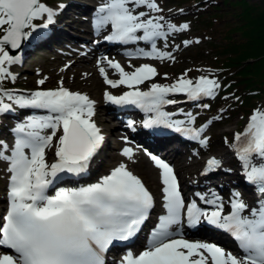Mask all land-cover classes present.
<instances>
[{"label":"snow or ice","instance_id":"snow-or-ice-1","mask_svg":"<svg viewBox=\"0 0 264 264\" xmlns=\"http://www.w3.org/2000/svg\"><path fill=\"white\" fill-rule=\"evenodd\" d=\"M141 7L147 11H137ZM161 11L157 0H104L96 9L94 27L99 34L110 26L105 41L150 43L149 50L136 49L128 53L130 56L175 60L173 53L158 48L156 41L167 42L170 34L188 30L190 25L178 26L166 22L163 15H150ZM56 14V9L41 0H0V83L16 78L9 66L18 63L20 57L10 54L9 49H19L39 29H47ZM44 17V23H34ZM45 35L40 33L36 39ZM194 42L199 41H183L185 46ZM97 66L105 84L113 89L127 88L119 95L105 90L107 102L144 111L145 128L163 126L207 146L208 137L203 136L207 124L193 127L195 117L191 113L185 114L186 120H173L175 114L163 109L177 103L169 98L171 94H184L190 101L216 96L221 87L217 78H189L188 69L170 84L151 82L145 90L141 86L158 75L152 64H130L133 70L127 71L119 61L105 56L97 60ZM106 68L115 70L119 78L110 79ZM45 80L38 84L44 85ZM13 105L46 114L28 116L17 123L12 129L15 142L11 147L0 141V160L7 162L8 173L7 207L0 213V264H106L105 254L115 242L131 241L142 230L155 206L153 193L124 162L95 183L55 187L65 175L86 174L104 142L101 129L92 119L95 101L87 94L70 90L63 80L55 88H38L27 94L0 87V114L14 111ZM234 140L232 147L246 179L257 185L264 197V108L253 110ZM49 150L54 153L51 161ZM121 154L131 160L133 149L124 147ZM149 155L160 170L164 211L157 217L144 249L139 254L127 251L119 264H264V198L250 207L239 192H234L228 212L215 194L211 198L196 194L209 207H200L196 199L186 203L172 166ZM254 156L261 162L254 163ZM220 166L221 161L212 157L204 172ZM51 188L55 191L50 195ZM185 221L188 227L206 223L229 233L244 254L238 256L217 243L184 238Z\"/></svg>","mask_w":264,"mask_h":264},{"label":"rangeland","instance_id":"rangeland-1","mask_svg":"<svg viewBox=\"0 0 264 264\" xmlns=\"http://www.w3.org/2000/svg\"><path fill=\"white\" fill-rule=\"evenodd\" d=\"M70 0H64L63 5L65 7L63 9H60L57 11L58 14L57 17L59 19V16L65 13L66 15L69 14L72 17H75L70 13L71 11H74L73 9H81V7L72 6L73 4H68ZM56 2L47 4L50 7L58 6L56 5ZM71 2V1H70ZM75 2V0H74ZM104 0H84L85 5H88L87 8H89L91 11L96 12V9L102 4ZM204 2L209 3L210 5L216 4L219 8L222 7V1L221 0H204ZM220 2V3H219ZM157 3L162 10L159 13H150V15H163L165 17L166 22H174L178 23L177 25L181 24H189L190 27L188 30L181 31V32H175L169 35L167 42H165L163 39L157 40L156 44L158 48H161L163 50L171 51L173 55L175 56V60H154L151 58H145L142 56H131V59H127V55L121 54H115L113 55V60L119 61V60H127L124 62V64H121L125 70L132 71L133 68L129 67L131 64L132 66L138 67L139 65L143 63H149L156 67L158 75L154 77L150 82H146L145 85H142V88H147L148 85L151 82L161 83V84H170L173 81H175L182 73H184L186 70L191 69V71L188 73L189 78L195 79L196 77L200 75H208V68H210L211 63L216 58V55L218 54V49H211V46L209 42L206 40L208 39V33H203V30L200 29L199 26H197V23L193 20V15L195 14V6L194 3L187 1V2H181L180 0H157ZM57 4H60V2H57ZM77 5V4H76ZM84 5V6H85ZM216 8V7H215ZM68 11V12H67ZM137 11H147L146 8H139ZM215 13V12H214ZM77 18V17H75ZM74 18V20H75ZM46 17H44L43 20H45ZM220 23H216L215 26L217 27ZM74 25H78L74 23ZM83 27H80L79 30L75 29V26L67 25L66 28L68 29L67 32L72 34H77L82 36H87L86 29L84 25H80ZM58 29V30H57ZM59 27L56 28V33L54 32V36H57L60 34ZM44 29H39L37 33H34L33 38L36 39V36H38L40 33H43ZM28 31V29H26ZM215 39L213 40L215 43L221 44L222 39L219 38L220 33H215ZM61 37L63 34L60 35ZM214 36V34L212 35ZM60 37V38H61ZM65 37V36H63ZM32 38V37H31ZM52 37L48 38L46 41H43L40 48L38 50H35L36 52H32L31 50L28 51V54L23 51L22 47L15 55L20 57V61L18 63H15L13 65H10V71L15 74V79H7L0 83V87L5 88L6 83L9 85H12L14 87L6 88L10 90H15L17 93H24L27 94L30 91L36 90L38 88H55L58 86L59 82L63 80L64 86L69 88L73 91H79L84 93L86 89L92 87V91L95 92H105V90L111 91L112 93H116L118 91H122L123 89H127L125 86H121L118 89H113L109 85L105 84V88L103 90H99V85L95 82H88V84L85 83L83 80V76H80L79 74H70V73H64L60 68L65 67V65H68L71 61L75 60L78 55H86L89 58H92L94 55H92L90 52H87L88 48L92 44H88L85 42V40L82 41L85 48H80L79 51L72 53V48H75L76 46L71 42V36H66V43L64 40L58 41V43H51ZM85 39V38H84ZM88 41H90L89 38ZM38 41L41 39H37ZM185 40H198V43H192L188 46H185L183 41ZM64 42V43H62ZM27 40L24 41V46L26 45ZM165 43H167V48H165ZM179 46V47H177ZM136 49H144L149 50L150 44H136L135 46L129 47L127 49H124L123 51L128 52H134ZM105 53H100L96 59L92 61H96L97 59H101L102 57H107V55H104ZM82 64V63H81ZM89 65V64H88ZM59 66L58 71H54V67ZM165 74H167L165 76ZM99 76V74H97ZM111 79H118V74L113 70V73L109 75ZM100 77V76H99ZM42 78H46L44 85H39L38 81ZM100 79L102 82H104V78L101 76ZM221 84V83H220ZM99 90V91H98ZM175 95V94H171ZM179 95V94H177ZM179 97V96H178ZM264 100V99H263ZM179 102L178 105H180V109L183 107H188L187 109H190L188 113H191L192 116L195 117V121L200 124V126L207 124V128L204 131V136L208 137V144L207 146L198 145L195 148H191L190 151L187 150V156L193 157L192 160H188V162H196L200 160V156L197 154H200V152H205L207 154H210L212 157L217 155L220 150H223L224 152L232 151L234 148L232 147V144L235 143L234 140V134L238 132H243L249 116L252 114V112L244 116L242 111L240 109L237 110L235 108L234 104L227 105V109L220 112L219 116L215 115H201L202 113H198L199 108L197 107V104L189 105L184 99L181 97V99L177 100ZM7 102V101H6ZM263 105H260V107L257 108H264ZM14 109H16V116L17 119H11V123H20L23 118H21V111L25 108H21L17 105H13ZM20 111V114H18V110ZM229 109V110H228ZM228 110V111H227ZM232 110V112H230ZM35 113H46L39 109H33L28 110ZM101 115L103 118H108L111 122H114L109 116H106V110L104 107L100 110ZM10 114V112H9ZM32 115V114H31ZM20 117V119H19ZM219 117V119H217ZM6 123L9 121L8 117L4 119ZM211 121V123H208ZM203 122V123H201ZM124 130V131H123ZM116 132H126L129 131L127 127V123L124 122V128H116ZM128 140V138H127ZM0 141H4L9 145V142L11 141V136L8 138L4 137V133L0 134ZM130 143L133 144L131 140H128ZM110 144L111 147L104 150L101 157L104 156V159L111 156L112 149L115 148V137H110ZM218 151V152H217ZM219 153V154H220ZM235 153V152H234ZM232 158V157H231ZM236 157H233L232 160H235ZM101 160V159H100ZM227 160V159H226ZM231 160V161H232ZM254 163H260V158L255 157L253 158ZM242 163L238 159L237 165H234V163H228L225 165V171L227 173H222L224 175V181H226V186L228 188H215V192H212L216 195H219V197L222 199L223 203L229 206L230 209V200L233 198L234 192H239L245 194L244 198H242L246 203L249 204L250 207L257 206V197L252 193V190L250 188H243L242 186H245L247 179L243 182H239L236 179H239L236 177L235 179H231V175L229 172L235 173L237 176L240 175L241 177H245L244 169L243 167H238V165ZM103 164H106L105 168L98 172V176L102 177L104 175H107L112 168L116 167L117 165L109 164L107 160H105L103 163H101V166ZM4 169H6V162L0 160V184L1 187L4 185L5 177H4ZM197 169V167H196ZM221 171V169H220ZM139 176L142 181L145 183L146 187L151 191L153 189L152 184L149 182V180L145 177V175H137ZM99 179L96 178L94 180H90L88 183H95ZM240 180V179H239ZM248 182V181H247ZM205 184V182L203 183ZM251 187V186H250ZM200 188V186H199ZM201 190V188H200ZM232 191V192H230ZM231 194V197H228V194ZM239 256V255H238Z\"/></svg>","mask_w":264,"mask_h":264},{"label":"bare ground","instance_id":"bare-ground-1","mask_svg":"<svg viewBox=\"0 0 264 264\" xmlns=\"http://www.w3.org/2000/svg\"><path fill=\"white\" fill-rule=\"evenodd\" d=\"M71 1V2H70ZM69 1V5L73 4L72 6H77V7H81V9H79V11H77V9H73L74 11H71L70 13H72L73 16L77 17H72L71 15L67 14L66 15V11L65 13H63L62 15L59 16V19H57V21L54 24H51V29L48 31L49 35L52 37L51 39V43H58V41L60 40H64L66 39V36L69 37L71 36V42H73V44L76 46L75 48H72V53H75L77 51H79V49L82 47L83 48V40H86V38H89L91 40L92 45L89 47V52L94 55L92 58H89L86 55H78L77 58L73 61H71L67 68L63 67L60 68L62 70V72L64 73H70V74H79L80 76H83V80L85 81L86 84H88V82H95L96 84L99 85V90H103L105 88V84L104 82H102V80L100 79L101 75L99 73L98 70V66H97V60L96 61H92L94 59H96V57L103 51V49L106 47L104 43H94L95 42V38L97 36H100L103 33H109L110 29L109 26L106 27L105 29L101 30L99 35H94V31H96L95 27H94V23L93 20L90 18V13H95L91 11L88 7V5H85L84 0H70ZM77 4V5H76ZM85 5V6H84ZM68 12V11H67ZM58 14V13H57ZM75 18V20H74ZM74 23L78 24V25H74ZM67 25L70 26H75V29L79 30L80 25H84L85 29H86V33L87 36H80L77 34H72L70 35V31H68V29L66 28ZM57 26L60 28V34L57 36H54V32L56 33V28ZM56 30V31H55ZM53 34V35H52ZM63 34V36L65 37H61L60 35ZM61 37V38H60ZM93 39H92V38ZM85 38V39H84ZM60 39V40H59ZM43 41H46V39H41V40H37L35 38H29L27 39V43L26 45L22 46L23 51H25L26 54H28V51H32L33 53L36 52L35 50H38L41 46V44L43 43ZM66 43V40H64ZM64 43V42H62ZM90 44V43H89ZM129 52H124V55H127V59H131V56L128 55ZM127 60H119V62L121 64H124V62ZM82 63V64H81ZM89 64V65H88ZM59 70V66H55L54 67V71H58ZM108 74L111 75L113 73V70H107ZM99 74V76L97 75ZM98 90V91H99ZM85 94H87L89 96L90 99H92L93 101H95V114L93 116V120L95 121V123L97 124V126L101 129L102 134L104 135L105 139L104 142L102 144V146L100 147L99 151L97 154H95V156L93 157V159L90 161V166H89V172L87 176L81 175L79 177H75V179L78 180H82V181H90V180H94L96 178L100 179L101 177L98 176V172H100V170H103L106 166V164H103V166H101V163H103L105 160L108 161L109 164H113V165H118L121 162H124L128 165L129 169L136 175H145V177L149 180V182L152 184L153 189H152V193L156 196V198L158 199L159 202H161V184H160V180H159V172L160 170L155 166L154 162L152 161L151 157H149L147 155V151L143 150V144H141L140 141H138V133L137 132H130L127 135H130V140L133 142L130 143L127 140V137L124 136V132H116L115 129L116 128H124V122H125V118H123V120L120 121H114L111 122L108 118H103L101 115V108L105 107V105L107 104V102L104 100V93L101 92H95L92 91V87L86 89V91L84 92ZM8 117L9 121L7 122V125H9L8 123H11L10 120L17 119V117H14L13 115L9 114V113H4V114H0V133L4 132V128L3 125L6 124V121H4V119ZM12 124V123H11ZM14 124V123H13ZM124 131V130H123ZM110 137H115V150L112 149L111 152V156L107 157L104 159V156L101 157L102 153L104 152V150L108 149L111 147L110 144ZM175 138H178L177 136H174ZM13 144L10 145V147ZM124 147H130L133 149V158L131 160H129L127 157H124L121 153H122V149ZM112 148V147H111ZM221 153L213 156L215 158H217L218 160L221 161V166L217 169H215L214 171H210L208 173L204 172V169L207 165V161L212 158V156L210 154L203 152H200V160L196 161V162H188V160H192L193 157H188L187 156V152L186 151H182V152H178V153H173L171 151H165V150H161L159 155L162 154H166L168 155L172 160H174V162L176 163V165L178 166V169L181 173V175L184 178V185H185V189H189L192 190L193 192L196 190H200L201 188V192L204 193H208V191L210 192H215V190L213 189V187L215 188H228L226 186V181H224V175L222 173H227L224 168H225V162L224 160L229 158L232 151H227L224 152L223 150H220ZM218 152V151H217ZM49 157L48 160L51 161L54 159V153L53 151L49 150ZM101 159V160H100ZM242 167V163H240L238 165V167ZM197 167V169H196ZM221 169V171H220ZM4 176H7V170L4 169L3 171ZM229 174L231 175V179H235L236 177H238L239 182H243L246 178L245 177H241L240 175H236L233 172H229ZM205 182V184H203ZM200 186V188H199ZM232 192V191H230ZM241 194V198H244L245 194L240 193ZM219 196V195H218ZM228 197H231V194H228ZM146 239V236L144 237ZM205 241H209V239L205 240ZM216 241V240H214ZM210 243H213L210 241ZM217 243V242H216ZM219 245V244H218ZM221 246V245H219ZM227 251V250H226Z\"/></svg>","mask_w":264,"mask_h":264},{"label":"trees","instance_id":"trees-1","mask_svg":"<svg viewBox=\"0 0 264 264\" xmlns=\"http://www.w3.org/2000/svg\"><path fill=\"white\" fill-rule=\"evenodd\" d=\"M55 1L62 2L41 0L46 4ZM180 1L194 3L193 20L203 33H208L206 41L211 49H218L208 75L217 78L221 87L216 96L197 101L198 113L219 116L227 105L234 104L247 116L260 105L264 107V0H221L220 8L204 0ZM42 22L40 18L34 21ZM216 23L220 24L216 27ZM216 32L220 33L221 44L213 41ZM5 86L12 87L8 83Z\"/></svg>","mask_w":264,"mask_h":264},{"label":"water","instance_id":"water-1","mask_svg":"<svg viewBox=\"0 0 264 264\" xmlns=\"http://www.w3.org/2000/svg\"><path fill=\"white\" fill-rule=\"evenodd\" d=\"M25 31H26V29H25ZM25 41V40H24ZM24 41L22 42V44H21V47L19 48V49H9V51H10V53L12 54V55H15L21 48H22V46H23V44H24Z\"/></svg>","mask_w":264,"mask_h":264}]
</instances>
